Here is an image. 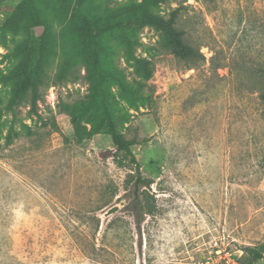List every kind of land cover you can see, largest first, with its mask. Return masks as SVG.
<instances>
[{"label":"rangeland","instance_id":"obj_1","mask_svg":"<svg viewBox=\"0 0 264 264\" xmlns=\"http://www.w3.org/2000/svg\"><path fill=\"white\" fill-rule=\"evenodd\" d=\"M21 1L0 0V264H264V0H85L98 15L179 8L177 26L203 55L180 60L144 26L133 49L154 64L153 106L110 84L118 127L151 179L138 195L129 158L101 154L110 135L78 141L62 112L91 92L72 6L37 0L46 24L3 27ZM46 29L33 112L31 91L16 98L15 87ZM104 42L127 81L142 80L123 43Z\"/></svg>","mask_w":264,"mask_h":264},{"label":"trees","instance_id":"obj_2","mask_svg":"<svg viewBox=\"0 0 264 264\" xmlns=\"http://www.w3.org/2000/svg\"><path fill=\"white\" fill-rule=\"evenodd\" d=\"M68 3L72 6L70 18L73 29L84 41V51L87 53L85 60L87 77L91 92L85 99L74 105L63 104L62 112L69 117L73 136L78 141L91 139L102 132L110 135L113 146L101 154L107 158L124 153L129 158L135 167L134 172L130 174L134 179V192L138 195L143 187L151 185V179L145 178L142 174L141 165L132 150L134 141L127 139L118 127L111 109L110 84H116L131 101H144L153 106L152 93L146 88L147 81L153 77L154 64L151 59L136 57L133 49L136 43L135 33L144 26H152L158 30L162 36L161 47L180 60L194 61L202 58L203 55L199 48L185 38L184 30L177 26L179 8L171 11L168 17L153 13L147 6L138 7L135 10L120 7L98 15L87 9L85 0H68ZM22 23L29 27L46 24L42 5L38 4L37 0H22L5 20L3 27L16 29ZM106 37L116 38L123 43L128 54L134 59L135 70L142 80L134 83L127 81L123 72L111 64L104 42ZM51 39L49 30L46 29L40 36L39 42L33 45L31 60L22 70L23 75L15 87L16 98L23 97L28 90L31 91L33 112H37L40 98L38 90L41 84L40 73L53 46ZM70 64L71 58H68L62 69L63 73ZM260 98L264 103V91L260 93ZM10 140L9 135L8 142ZM139 206L142 210L144 209L141 204ZM244 253H249L253 260L263 257V253L255 248L246 247Z\"/></svg>","mask_w":264,"mask_h":264}]
</instances>
